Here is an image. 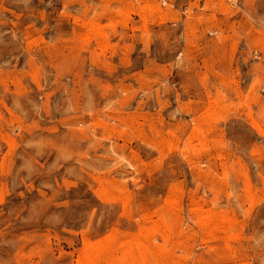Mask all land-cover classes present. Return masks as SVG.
<instances>
[{
	"label": "rangeland",
	"instance_id": "1",
	"mask_svg": "<svg viewBox=\"0 0 264 264\" xmlns=\"http://www.w3.org/2000/svg\"><path fill=\"white\" fill-rule=\"evenodd\" d=\"M0 264H264V0H0Z\"/></svg>",
	"mask_w": 264,
	"mask_h": 264
}]
</instances>
